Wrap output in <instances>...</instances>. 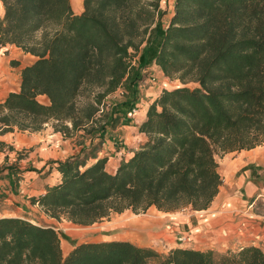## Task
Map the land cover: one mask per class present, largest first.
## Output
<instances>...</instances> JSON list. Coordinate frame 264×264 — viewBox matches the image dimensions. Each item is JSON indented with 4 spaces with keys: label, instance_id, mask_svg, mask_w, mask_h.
Masks as SVG:
<instances>
[{
    "label": "trees",
    "instance_id": "trees-1",
    "mask_svg": "<svg viewBox=\"0 0 264 264\" xmlns=\"http://www.w3.org/2000/svg\"><path fill=\"white\" fill-rule=\"evenodd\" d=\"M0 1V46L36 57L20 91L0 103V136L52 123L65 138L91 140L87 153L57 163V185L30 198L52 218L88 227L127 211L207 210L223 186L218 157L264 144V0H175L164 30L162 0H83L81 13L71 0ZM152 65L182 86L152 100L139 129L148 140L109 173L98 153L135 107L140 69ZM121 88L131 95L108 105ZM0 264H264V250L162 255L112 240L76 244L65 257L54 227L5 217Z\"/></svg>",
    "mask_w": 264,
    "mask_h": 264
},
{
    "label": "crops",
    "instance_id": "crops-1",
    "mask_svg": "<svg viewBox=\"0 0 264 264\" xmlns=\"http://www.w3.org/2000/svg\"><path fill=\"white\" fill-rule=\"evenodd\" d=\"M174 1L167 0L169 5L172 3L169 7L170 16L174 13ZM3 14L4 7L0 1V20ZM35 61L36 57L16 46H0V103L5 102L10 93L20 91L22 71ZM152 67L164 77L159 67ZM171 89L173 88L159 86L138 91L140 111L135 116L132 112L128 113L119 127L108 132L109 136L104 139L98 153L99 159L107 158L106 169L109 173H115L122 161L148 140L139 131L146 121L148 108L153 99L164 90ZM43 98L46 100H41ZM39 100L46 104L49 102L45 96L39 97ZM79 140L77 136L68 139L55 133L49 124L40 132L16 130L0 136V218L14 217L54 227V219L48 217L39 205L32 204L30 198H38L45 193L47 187L61 181L62 176L57 170L58 162L78 157L90 147V139H86L83 145H79ZM262 149L264 147L259 146L250 151L220 157L219 173L223 186L207 210L193 211L186 208L176 213H165L151 208L161 216L152 215V219L132 224L135 227L132 231L111 227L104 231L114 234L104 235L100 232L99 239L93 241H130L141 247L153 248L161 254H167L175 248L211 249L217 253H228L250 245L264 250V220L253 212V205L264 198ZM260 203L264 206V202ZM73 225L76 228L72 231L76 233L67 235L65 239L69 247L64 248V241H61L65 257L76 244L89 242L85 237L98 223L88 227ZM105 225L106 223H101L100 227ZM184 235L191 236V245L182 246L177 243V239Z\"/></svg>",
    "mask_w": 264,
    "mask_h": 264
},
{
    "label": "rangeland",
    "instance_id": "rangeland-1",
    "mask_svg": "<svg viewBox=\"0 0 264 264\" xmlns=\"http://www.w3.org/2000/svg\"><path fill=\"white\" fill-rule=\"evenodd\" d=\"M71 3H72L73 10L76 13H79V12L81 13L83 11V0H82V4L81 5L78 4V2L76 0L74 1V5H73V1L72 0H71ZM174 3H175V1H174ZM171 4L169 5L167 0H162L161 1L160 9H161V12L164 15H163V18L160 20L159 25H161V28L163 30L168 26V24L170 22V19L173 16V15L170 16L171 8H169V7L172 6ZM145 46H146V41L141 46L140 52L137 55H135L133 60H132L133 66L135 68L139 67L140 54L144 50ZM140 72H141V74L144 75V78L142 80L141 79L138 80L137 83H136V88H134L135 91H136V96H137L139 90H145V89H149L151 87H159V86H161L162 88H169L170 89V88H176V87L182 86V83L179 80L169 79L165 75H164V77L162 75H159L158 72L152 66L151 67H147V68H142V69H140ZM188 85L190 87H195V85L192 84V83H190ZM130 95L131 94L127 91V89L121 88L114 95L110 96L107 99V104L108 105H112V106H115V104L116 105L122 104L124 102L125 98L129 97ZM41 100L44 101L46 99L43 98ZM138 100H139V96H137L135 98V102H136L135 107H139V109H140L141 107L137 103ZM110 110H111V108H110ZM49 125L52 127V123H49ZM107 134H109V133H107ZM79 139H80L78 141L79 145L80 144L83 145V143L85 142L86 139H83V138H79ZM96 140H97V142L99 141L98 139H96ZM260 147H264V144L262 146H260ZM262 150L264 151V149H262ZM88 151H89V148H86L85 152L87 153ZM83 152H84V150H83ZM83 152H82V154H83ZM220 157H222V156L218 157V162H219ZM262 199H264V198H261L260 201H258V203L256 205H253L254 206L253 212H255L258 216H261L262 220H264V206L260 205L261 204L260 202H264V201H262ZM152 215H153V217H155L157 215L161 216L155 210H150V211H148L146 213H141V214H134L131 211H127V212H125L123 214H112L110 216V218L104 219L103 221L98 222V225H96L94 228L92 227L93 230L88 232L89 234L85 237V239H87L88 241H93V240L99 239V237L101 236L99 234L100 232H102L104 235H109L112 232H107V231H104V230L110 229L111 227H119V228H124V231L125 230L132 231V229L135 228V227L131 226L132 224L135 225V223L138 224L139 222H141L143 220L152 219ZM47 216L51 217L49 214H47ZM53 219H54V221L52 222L53 226L55 228L59 229L58 233H59V235L61 237V241H64L63 242L64 248H66V246L69 247V245L65 242V239H66L67 235L76 233V232L72 231L73 228H76L73 225L74 223L71 222V224H69L70 221L63 214H59V218H53ZM101 223H106V225L103 226V227H100ZM263 226H264V223L262 224V227ZM112 234H114V233H112ZM255 240L256 241H261V240H258V239H255ZM191 244L184 245V246H189ZM241 247H244V246H241ZM241 247L235 249L234 251L230 250L229 251L230 254H234V252L238 251ZM171 250H173V249H171ZM170 251L167 254H169ZM167 254L163 253L162 255H167ZM219 254H227V253H219Z\"/></svg>",
    "mask_w": 264,
    "mask_h": 264
},
{
    "label": "built area",
    "instance_id": "built-area-1",
    "mask_svg": "<svg viewBox=\"0 0 264 264\" xmlns=\"http://www.w3.org/2000/svg\"><path fill=\"white\" fill-rule=\"evenodd\" d=\"M139 111H140L139 107H134L132 109V115L133 116L137 115V113ZM54 229H55L56 232H58V230H59L58 228H55V227H54ZM192 242H193V240H192L191 236H189V235H184V236H181V237H179L177 239V243L180 244V245H182V246L191 244Z\"/></svg>",
    "mask_w": 264,
    "mask_h": 264
},
{
    "label": "bare ground",
    "instance_id": "bare-ground-1",
    "mask_svg": "<svg viewBox=\"0 0 264 264\" xmlns=\"http://www.w3.org/2000/svg\"><path fill=\"white\" fill-rule=\"evenodd\" d=\"M72 1H73V5H74L75 0H72ZM76 1L78 2V4H80V5L82 4V0H76Z\"/></svg>",
    "mask_w": 264,
    "mask_h": 264
}]
</instances>
